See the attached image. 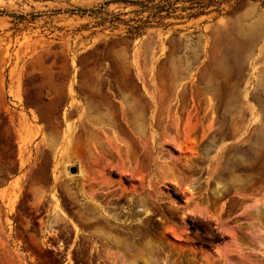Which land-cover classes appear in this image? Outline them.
<instances>
[{
	"label": "rangeland",
	"instance_id": "rangeland-1",
	"mask_svg": "<svg viewBox=\"0 0 264 264\" xmlns=\"http://www.w3.org/2000/svg\"><path fill=\"white\" fill-rule=\"evenodd\" d=\"M0 264H264V0H0Z\"/></svg>",
	"mask_w": 264,
	"mask_h": 264
}]
</instances>
